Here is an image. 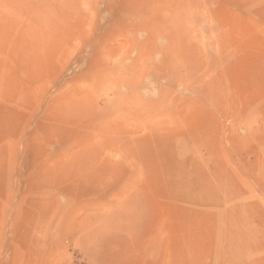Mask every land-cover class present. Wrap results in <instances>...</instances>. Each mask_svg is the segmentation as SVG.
I'll return each instance as SVG.
<instances>
[{"label": "rangeland", "instance_id": "1", "mask_svg": "<svg viewBox=\"0 0 264 264\" xmlns=\"http://www.w3.org/2000/svg\"><path fill=\"white\" fill-rule=\"evenodd\" d=\"M0 264H264V0H0Z\"/></svg>", "mask_w": 264, "mask_h": 264}, {"label": "bare ground", "instance_id": "2", "mask_svg": "<svg viewBox=\"0 0 264 264\" xmlns=\"http://www.w3.org/2000/svg\"><path fill=\"white\" fill-rule=\"evenodd\" d=\"M133 81V80H132ZM36 169V168H35ZM44 171V170H43ZM45 172V171H44ZM47 176V175H46ZM36 186V185H35ZM179 197V196H178Z\"/></svg>", "mask_w": 264, "mask_h": 264}]
</instances>
